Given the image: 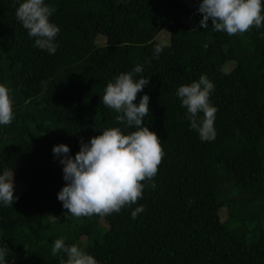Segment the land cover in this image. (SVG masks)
I'll list each match as a JSON object with an SVG mask.
<instances>
[{
    "label": "trees",
    "instance_id": "trees-1",
    "mask_svg": "<svg viewBox=\"0 0 264 264\" xmlns=\"http://www.w3.org/2000/svg\"><path fill=\"white\" fill-rule=\"evenodd\" d=\"M46 3L60 28L54 55L33 46L16 0H0V83L15 114L0 127V169H13L22 186L12 207H0L8 264H59L63 253L52 256L51 247L61 237L98 264H264V27L229 36L209 20L201 29L199 0ZM136 65L150 84L134 103L149 95L144 123L164 152L156 187L145 182L135 220L137 205L76 218L57 199L65 182L52 149L65 144L75 156L82 139L123 129L101 99L113 77ZM202 74L215 85L211 142L190 129L176 96Z\"/></svg>",
    "mask_w": 264,
    "mask_h": 264
},
{
    "label": "clouds",
    "instance_id": "clouds-1",
    "mask_svg": "<svg viewBox=\"0 0 264 264\" xmlns=\"http://www.w3.org/2000/svg\"><path fill=\"white\" fill-rule=\"evenodd\" d=\"M16 19L34 38V47L54 55L57 51V36L60 28L51 22L52 7L46 0H16ZM197 12L201 14L199 28L211 27L216 32L229 36L243 34L250 28L264 27V0H199ZM162 52L160 46L153 50V58ZM143 65L120 73L107 83L101 103L117 113L116 125L107 127L98 136L80 141L79 151L73 156L70 147L55 145L54 159L63 166L65 185L57 193L64 209L76 218L99 215L105 217L131 209L143 198L145 182H151L158 172L164 152L157 134L144 123L148 117L150 97L138 93L150 84V78L142 75ZM137 77H139L137 79ZM215 85L206 74L190 84L181 85L176 96L181 107L186 109V118L191 130L198 133L202 142L216 138L214 122L218 109L210 102ZM7 85L0 83V127L12 124L15 119L14 101ZM202 114V115H201ZM127 129H134L128 132ZM14 170L0 169V207H12L18 200L14 195ZM145 211L143 205L131 210L132 219ZM10 250L0 244V264H8ZM63 253L59 264H98L78 244H66L61 237L52 242L51 255Z\"/></svg>",
    "mask_w": 264,
    "mask_h": 264
},
{
    "label": "rangeland",
    "instance_id": "rangeland-1",
    "mask_svg": "<svg viewBox=\"0 0 264 264\" xmlns=\"http://www.w3.org/2000/svg\"><path fill=\"white\" fill-rule=\"evenodd\" d=\"M166 37H167V34H166ZM157 41L158 42H161V44L163 46H168V44H169V41L168 40H163V37L157 38ZM230 68H228V69H230ZM87 140H89V138L84 139V141H87ZM14 185H15V191L14 192L21 193L22 192V186L20 185V183L16 182L15 179H14Z\"/></svg>",
    "mask_w": 264,
    "mask_h": 264
}]
</instances>
